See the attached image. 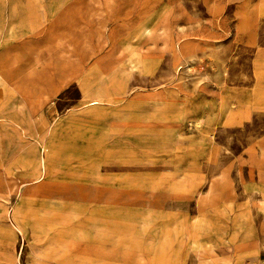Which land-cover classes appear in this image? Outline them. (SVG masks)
Here are the masks:
<instances>
[{"label": "rangeland", "instance_id": "rangeland-1", "mask_svg": "<svg viewBox=\"0 0 264 264\" xmlns=\"http://www.w3.org/2000/svg\"><path fill=\"white\" fill-rule=\"evenodd\" d=\"M0 264H264V0H0Z\"/></svg>", "mask_w": 264, "mask_h": 264}, {"label": "bare ground", "instance_id": "bare-ground-1", "mask_svg": "<svg viewBox=\"0 0 264 264\" xmlns=\"http://www.w3.org/2000/svg\"><path fill=\"white\" fill-rule=\"evenodd\" d=\"M260 16V15H259ZM262 16V15H261ZM105 97L100 96V95H90V99L88 100V108H87V115L91 117H96L95 110L97 109V104H99L100 101L104 100ZM255 144V142H254ZM253 144V145H254ZM253 147V146H252ZM256 147V146H255ZM42 163L44 164V167H47V163L41 158Z\"/></svg>", "mask_w": 264, "mask_h": 264}, {"label": "crops", "instance_id": "crops-1", "mask_svg": "<svg viewBox=\"0 0 264 264\" xmlns=\"http://www.w3.org/2000/svg\"><path fill=\"white\" fill-rule=\"evenodd\" d=\"M10 79H12V75H11V73H10Z\"/></svg>", "mask_w": 264, "mask_h": 264}]
</instances>
